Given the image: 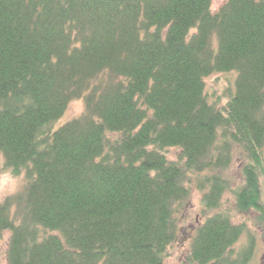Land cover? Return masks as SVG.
Listing matches in <instances>:
<instances>
[{
  "label": "trees",
  "instance_id": "obj_1",
  "mask_svg": "<svg viewBox=\"0 0 264 264\" xmlns=\"http://www.w3.org/2000/svg\"><path fill=\"white\" fill-rule=\"evenodd\" d=\"M219 72L223 108L204 92ZM263 148L264 0H0V169L24 180L0 201L7 264H166L192 187L208 216L187 261L245 264L223 173L240 151L235 208L263 213Z\"/></svg>",
  "mask_w": 264,
  "mask_h": 264
},
{
  "label": "rangeland",
  "instance_id": "obj_2",
  "mask_svg": "<svg viewBox=\"0 0 264 264\" xmlns=\"http://www.w3.org/2000/svg\"><path fill=\"white\" fill-rule=\"evenodd\" d=\"M225 0H211V9L216 11ZM236 75L234 72L213 73L204 78V92L207 100L220 108H223L234 91ZM84 109L81 100L71 101L64 114L54 122V127L80 114ZM179 151L170 149L166 156L170 160H177ZM248 160L240 151L232 153L229 165L224 169V175L229 180L231 188L224 192L219 210L226 211L232 221L242 224L244 230L236 243L231 247L230 260L237 262L240 255L252 243L249 258L245 264H264V211L250 209L246 212H238L235 208V190L244 183L243 166ZM261 167L258 172L261 203L264 208V148L261 150ZM195 179L194 176L191 177ZM24 183L22 176L10 175L3 166L0 169V201L6 196L20 191ZM194 186V183L192 184ZM202 191L192 187L190 200L183 206L178 216V235L166 249L164 261L166 264H191L187 261V253L191 237L195 228L208 216L201 205ZM10 232L3 231L0 235V264H7L6 251Z\"/></svg>",
  "mask_w": 264,
  "mask_h": 264
}]
</instances>
